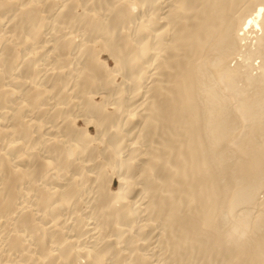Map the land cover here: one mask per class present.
Wrapping results in <instances>:
<instances>
[{"label": "bare ground", "instance_id": "obj_1", "mask_svg": "<svg viewBox=\"0 0 264 264\" xmlns=\"http://www.w3.org/2000/svg\"><path fill=\"white\" fill-rule=\"evenodd\" d=\"M0 264H264V0H0Z\"/></svg>", "mask_w": 264, "mask_h": 264}, {"label": "rangeland", "instance_id": "obj_2", "mask_svg": "<svg viewBox=\"0 0 264 264\" xmlns=\"http://www.w3.org/2000/svg\"><path fill=\"white\" fill-rule=\"evenodd\" d=\"M252 42H253V41H252ZM243 56H244V55H243ZM243 56H242L241 58H238L236 62L241 63V64L243 63L244 65H246V64L248 65L249 63H252L251 66L253 65V69H255V71L253 72V69H251V70H252V73L255 74L256 71H257V66H258L257 64H259V63H258V60H252L251 58H249L250 56H249V57H248V56H244V57H243ZM245 57H246V58H245ZM244 59H245L246 61H245ZM247 59H248V60L251 59V60H249L250 62H249ZM253 59H255V58H253ZM242 60H243V61H242ZM231 64H232V66L235 65V63H231ZM231 64H230V66H231ZM236 64H237V63H236ZM232 66H231V67H232ZM114 188H115V186H114Z\"/></svg>", "mask_w": 264, "mask_h": 264}]
</instances>
